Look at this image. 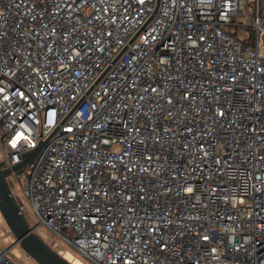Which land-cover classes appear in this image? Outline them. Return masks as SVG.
<instances>
[{
  "label": "built area",
  "instance_id": "built-area-1",
  "mask_svg": "<svg viewBox=\"0 0 264 264\" xmlns=\"http://www.w3.org/2000/svg\"><path fill=\"white\" fill-rule=\"evenodd\" d=\"M157 1L0 0L8 182L80 264H264V0Z\"/></svg>",
  "mask_w": 264,
  "mask_h": 264
},
{
  "label": "water",
  "instance_id": "water-1",
  "mask_svg": "<svg viewBox=\"0 0 264 264\" xmlns=\"http://www.w3.org/2000/svg\"><path fill=\"white\" fill-rule=\"evenodd\" d=\"M160 0L157 1L156 11L159 7ZM83 104V102H82ZM44 143L38 148L25 154V160L12 169H4L3 162H0V213L14 234L16 243L19 244L26 254L31 257L37 264H72L61 254L56 252L39 234L35 233L26 215L22 212L21 207L14 196L8 176L12 171H19L30 163L41 151Z\"/></svg>",
  "mask_w": 264,
  "mask_h": 264
},
{
  "label": "rangeland",
  "instance_id": "rangeland-1",
  "mask_svg": "<svg viewBox=\"0 0 264 264\" xmlns=\"http://www.w3.org/2000/svg\"><path fill=\"white\" fill-rule=\"evenodd\" d=\"M244 22L246 24H249L248 20H244ZM9 182L11 183L12 190H13L15 196L17 197V200H18L19 204L22 205V206L27 204V202H26V200L24 198L23 192L21 190V187L18 184V182H16V180H15V176H13V175L10 176L9 177ZM27 205H28V207H30L29 204H27ZM24 212H25V215L28 217V219L30 221V224L32 226H34V221L32 219V216L30 214L29 209L24 207ZM0 215H1V213H0ZM3 239H7V242L5 244L3 243ZM14 240H15L14 234L9 230V228L6 225L3 217H1L0 218V245L2 247H6V246L11 247L14 244L13 243ZM47 242L52 247H53L55 242H58V245L54 248V250L56 252H59L60 250L70 249V247L60 237H58L55 234H49V239L47 240ZM16 247L23 254L22 247L19 246V245H17ZM22 260H23L22 264H37L31 257H29L27 255H23Z\"/></svg>",
  "mask_w": 264,
  "mask_h": 264
},
{
  "label": "bare ground",
  "instance_id": "bare-ground-1",
  "mask_svg": "<svg viewBox=\"0 0 264 264\" xmlns=\"http://www.w3.org/2000/svg\"><path fill=\"white\" fill-rule=\"evenodd\" d=\"M47 242V241H46ZM48 243V242H47ZM50 245V244H49ZM59 253V252H58ZM60 254V253H59ZM62 256V255H61ZM63 257L65 258V259H67L68 261H70L72 264H80V262L78 261V260H76V259H74L73 257H72V255L71 254H69V253H67V254H63Z\"/></svg>",
  "mask_w": 264,
  "mask_h": 264
}]
</instances>
